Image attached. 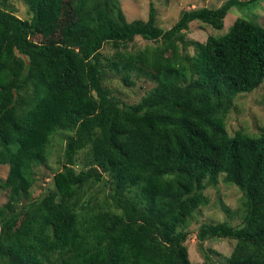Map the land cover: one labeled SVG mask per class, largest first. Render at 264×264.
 Instances as JSON below:
<instances>
[{"label":"trees","instance_id":"1","mask_svg":"<svg viewBox=\"0 0 264 264\" xmlns=\"http://www.w3.org/2000/svg\"><path fill=\"white\" fill-rule=\"evenodd\" d=\"M22 1L28 21L0 0V185L10 198L34 182L50 136L72 133L50 187L22 207L21 222L6 221L9 202L0 206V264H209L188 260L179 227L206 203L203 179L219 173L241 193V220L201 224L196 237L234 240L222 264H264V127H224L235 95L264 79V27L235 17L226 32L193 41L191 54L182 33L193 20L219 30L230 7L257 0L182 10L166 28L152 2L145 19L126 20L118 0ZM134 37L153 46L118 50ZM104 43L117 59L102 57ZM109 71L154 85L135 103L119 101L104 85ZM84 147L88 165L74 170ZM103 176L117 212L78 220L79 189Z\"/></svg>","mask_w":264,"mask_h":264},{"label":"rangeland","instance_id":"2","mask_svg":"<svg viewBox=\"0 0 264 264\" xmlns=\"http://www.w3.org/2000/svg\"><path fill=\"white\" fill-rule=\"evenodd\" d=\"M224 0H118V4L126 20L145 19L148 3L152 2L156 12V23L162 28L169 27L179 16L182 10H189L200 6L216 7ZM20 18L29 20L30 13L27 12L22 0H8ZM235 17H242L264 27V0H257L247 3L244 7L232 6L223 18L222 27L219 30L211 28L207 24L193 20L189 22L186 30H182L184 39L188 40L186 50L193 53V41H204L207 35H218L226 32ZM179 52L183 49L178 44ZM145 46L150 48L152 42H147L139 37L122 49L133 53ZM116 49L109 43H104L100 49L102 57L112 58ZM112 59H117L113 57ZM123 74L116 71H109L108 78L104 85L109 93L119 101L135 103L141 96L154 85V82L146 75L128 73V83L122 78ZM31 87L27 89L30 93ZM224 127L227 133L232 134L241 130L248 134H256L264 127V79L250 92L239 93L232 100V107L224 118ZM72 133L71 130H56L49 138L47 157L44 164H38L33 169L35 172L34 182L26 193H18L10 198L8 188H1L0 185V206L6 202L10 203L9 208L3 209V215L15 211L6 221L13 222V226L22 220V207L28 202L39 197L43 190L51 185V174L59 168L62 148L66 136ZM88 147L77 150L73 155V168L78 170L88 165ZM7 165H0V183L5 179ZM223 174L219 173L213 181L203 179L204 188L202 193L206 203L200 205L191 212L184 223L179 227L187 231L183 241L186 247L188 260L192 263L206 261L222 264L232 251L234 240L227 237H210L199 241L196 232L201 224H214L226 221L230 225H236L241 220L242 196L238 188L222 180ZM100 181H93L83 185L78 191V201L73 207L77 213L78 220L95 215L100 211L109 210L117 212L106 198L108 192L106 177Z\"/></svg>","mask_w":264,"mask_h":264}]
</instances>
